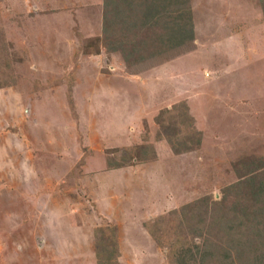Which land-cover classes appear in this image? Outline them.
Wrapping results in <instances>:
<instances>
[{
    "label": "rangeland",
    "instance_id": "1",
    "mask_svg": "<svg viewBox=\"0 0 264 264\" xmlns=\"http://www.w3.org/2000/svg\"><path fill=\"white\" fill-rule=\"evenodd\" d=\"M191 8L192 42L127 67L100 45L102 0H0V264H97L112 226L121 264H169L145 226L244 165L264 178L258 1ZM179 103L200 144L174 154L155 119ZM141 145L155 157L108 167Z\"/></svg>",
    "mask_w": 264,
    "mask_h": 264
},
{
    "label": "trees",
    "instance_id": "2",
    "mask_svg": "<svg viewBox=\"0 0 264 264\" xmlns=\"http://www.w3.org/2000/svg\"><path fill=\"white\" fill-rule=\"evenodd\" d=\"M257 1L264 19V0ZM102 8L100 45L106 53L120 54L127 67L161 57L195 38L191 0H102ZM155 120L159 137L174 154L199 146L200 133L192 127L186 103L161 110ZM181 127L187 129L185 134ZM135 148L128 160H108V167L155 157L152 147ZM242 167L251 169L223 188L219 200L201 197L145 226L157 245L166 250L169 264H264V178L252 175L259 167ZM95 235L96 263L121 264L115 226L96 229Z\"/></svg>",
    "mask_w": 264,
    "mask_h": 264
}]
</instances>
